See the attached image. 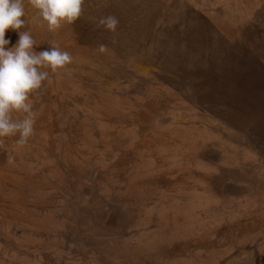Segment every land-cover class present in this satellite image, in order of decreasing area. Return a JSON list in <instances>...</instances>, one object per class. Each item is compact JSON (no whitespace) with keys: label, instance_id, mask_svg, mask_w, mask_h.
<instances>
[{"label":"rangeland","instance_id":"obj_1","mask_svg":"<svg viewBox=\"0 0 264 264\" xmlns=\"http://www.w3.org/2000/svg\"><path fill=\"white\" fill-rule=\"evenodd\" d=\"M23 2L72 62L0 138V264H264V0Z\"/></svg>","mask_w":264,"mask_h":264},{"label":"clouds","instance_id":"obj_2","mask_svg":"<svg viewBox=\"0 0 264 264\" xmlns=\"http://www.w3.org/2000/svg\"><path fill=\"white\" fill-rule=\"evenodd\" d=\"M30 3L48 29L56 31L82 16L84 0H30ZM22 17H25L23 0H0V138L18 133L24 143L33 134L35 123L30 94L39 90L48 78L46 68L55 71L64 67L72 62V56L51 44L37 50L39 46L32 34L22 30L26 23ZM99 23L115 31L119 21L106 16ZM9 31L18 35L15 43ZM13 112L26 115L13 119Z\"/></svg>","mask_w":264,"mask_h":264},{"label":"flooded vegetation","instance_id":"obj_3","mask_svg":"<svg viewBox=\"0 0 264 264\" xmlns=\"http://www.w3.org/2000/svg\"><path fill=\"white\" fill-rule=\"evenodd\" d=\"M239 190L240 189H239L238 185H236V184H232L231 182H227L225 184L224 191L228 194H235V193L237 194L239 192ZM251 236H253V234H250L247 237L250 238Z\"/></svg>","mask_w":264,"mask_h":264},{"label":"crops","instance_id":"obj_4","mask_svg":"<svg viewBox=\"0 0 264 264\" xmlns=\"http://www.w3.org/2000/svg\"><path fill=\"white\" fill-rule=\"evenodd\" d=\"M261 252H264V250H263V249H261Z\"/></svg>","mask_w":264,"mask_h":264}]
</instances>
